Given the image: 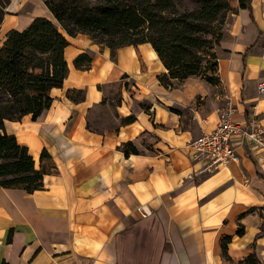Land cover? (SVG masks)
<instances>
[{"label": "crops", "instance_id": "obj_1", "mask_svg": "<svg viewBox=\"0 0 264 264\" xmlns=\"http://www.w3.org/2000/svg\"><path fill=\"white\" fill-rule=\"evenodd\" d=\"M252 4L253 13L237 0L227 16L219 85L189 77L165 86L150 43L113 56L87 34L69 37V74L52 105L5 124L37 168L46 149L56 169L32 193L0 187V264H239L251 254L264 264V146L234 139L239 161L217 166L187 146L217 125L228 100L237 120L264 129V0ZM38 9L52 19L43 1ZM84 51L91 64L78 68ZM129 141L139 154H125Z\"/></svg>", "mask_w": 264, "mask_h": 264}, {"label": "trees", "instance_id": "obj_2", "mask_svg": "<svg viewBox=\"0 0 264 264\" xmlns=\"http://www.w3.org/2000/svg\"><path fill=\"white\" fill-rule=\"evenodd\" d=\"M10 1L0 0V30ZM43 1L55 21L37 16L24 30L8 31L0 46V187L32 193L42 188L45 175L56 169L46 149L37 168L29 148L8 133L5 124L26 115L37 120L52 105L53 88L62 87L69 74L66 52L71 36L87 34L108 46L113 56L122 46L150 43L167 69L159 80L168 87H174L173 80L178 85L189 77L212 85L220 82V56L215 47L221 46L220 25L232 10L231 0H192L194 7L190 9H182L178 0ZM238 1L240 7L253 13V0ZM91 61L92 54L84 51L74 63L78 68H88ZM69 96L74 100L84 98L82 91L75 90ZM172 110L181 112L176 107ZM135 120L130 115L123 118V123ZM123 148L126 155L139 154L131 141ZM230 240L226 237L222 243L228 258ZM239 264L260 263L251 254Z\"/></svg>", "mask_w": 264, "mask_h": 264}, {"label": "built area", "instance_id": "obj_3", "mask_svg": "<svg viewBox=\"0 0 264 264\" xmlns=\"http://www.w3.org/2000/svg\"><path fill=\"white\" fill-rule=\"evenodd\" d=\"M260 93H264V81L258 85ZM237 112L232 100L220 110L217 125L209 130L203 131L200 136L188 142L187 146L195 159H208L213 166L227 165L237 162L240 155L233 143L234 139H247L259 146H264V129L256 120L244 123L235 118ZM189 178H194L191 173Z\"/></svg>", "mask_w": 264, "mask_h": 264}, {"label": "rangeland", "instance_id": "obj_4", "mask_svg": "<svg viewBox=\"0 0 264 264\" xmlns=\"http://www.w3.org/2000/svg\"><path fill=\"white\" fill-rule=\"evenodd\" d=\"M30 1L32 0H11L10 4L7 6L6 10H7V20L8 22H6V25H2L1 26V30H0V45H2L4 39H5V32L8 26H16L19 29L21 27H23L26 23H28L30 21V19L35 18L37 16H43V14H46L44 11L39 10L38 6H39V2L42 3L43 0H33L32 3H30ZM179 1V5L181 6V8L183 9H190L192 7H194V3L192 2V0H178ZM44 2V1H43ZM36 3V4H35ZM45 4V3H44ZM231 6H232V10L228 12L227 16L237 12V0H231ZM37 10H39L37 12ZM227 16L224 19L223 24L220 25V28L222 29V33H223V37H222V42L227 39V31H226V20H227ZM52 20H54L52 18ZM55 21V20H54ZM9 23V25H8ZM5 24V22H4ZM221 47V46H220ZM220 47L216 48L217 53L219 54V56H223L225 54L224 50H222ZM219 85V83L217 84ZM220 91H225L224 88H221V86L219 87ZM215 90H218V87H216ZM227 103V102H226ZM225 105L222 104L221 106Z\"/></svg>", "mask_w": 264, "mask_h": 264}]
</instances>
